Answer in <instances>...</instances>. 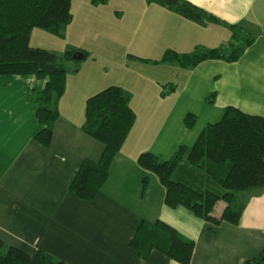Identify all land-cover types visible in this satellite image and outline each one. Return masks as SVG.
I'll list each match as a JSON object with an SVG mask.
<instances>
[{
    "label": "crops",
    "instance_id": "1",
    "mask_svg": "<svg viewBox=\"0 0 264 264\" xmlns=\"http://www.w3.org/2000/svg\"><path fill=\"white\" fill-rule=\"evenodd\" d=\"M186 1L229 25L257 30L255 43L235 63L209 60L193 70L173 63L145 65L140 60L159 62L168 51L219 49L232 32L214 23L199 25L148 0H73V22L60 39L64 51L58 44L49 51L63 54L75 48L89 57L79 73L67 76L49 148L34 142L42 126L31 99L33 91L44 90L46 80L0 76V239L6 247L27 254L42 250L66 264H180L158 251L141 260L130 247L143 221H163L195 242L190 264H249L264 250V189L246 195L239 225L223 223L211 230L190 211L169 209L164 186L138 164L145 153L168 161L181 147L191 149L228 107L264 118V0ZM97 40L101 47L112 42L125 48V61L156 72L149 76L131 72L127 64L118 66L121 83L115 86L131 95L136 122L105 186L87 202L69 189L81 164L98 162L104 151L83 131L86 102L102 91L101 75L109 68L93 67L97 59L85 46H96ZM212 95L214 102L208 103ZM189 115L196 120L191 128L185 124Z\"/></svg>",
    "mask_w": 264,
    "mask_h": 264
},
{
    "label": "trees",
    "instance_id": "2",
    "mask_svg": "<svg viewBox=\"0 0 264 264\" xmlns=\"http://www.w3.org/2000/svg\"><path fill=\"white\" fill-rule=\"evenodd\" d=\"M73 0H0V76H34L46 80L43 91H33L36 117L42 129L34 142L49 148L53 129L59 120V102L67 87V76L77 74L89 57L75 48L57 54L31 46V36L40 29L59 39L65 38L73 22ZM107 0H93L106 3ZM181 17L204 25L214 23L229 28L231 40L219 49L198 48L192 54L165 53L161 61L145 64L173 63L193 70L209 60L238 62L251 47L259 32L240 25H229L186 0H148ZM84 54L83 60L74 56ZM134 60L135 57H130ZM162 95H165L163 92ZM131 95L120 86H109L86 102L83 131L104 146L98 162L85 160L70 184V193L91 202L105 186L113 161L120 153L136 122L131 108ZM214 102V95L208 103ZM195 117L185 119L187 127L195 125ZM139 166L155 175L166 190L165 204L169 209L182 208L211 225V230L223 223L239 225L246 207V195L264 189V118L247 115L228 107L218 123L209 124L195 145L181 147L168 161L151 153L138 160ZM209 185L220 189V193ZM148 178L143 180V192ZM223 203L217 211L218 204ZM141 260L158 251L180 264H190L195 242L184 238L175 228L163 222L143 221L130 242ZM249 264H264V250ZM0 264H66L38 250L27 254L16 247H6L0 239Z\"/></svg>",
    "mask_w": 264,
    "mask_h": 264
},
{
    "label": "rangeland",
    "instance_id": "3",
    "mask_svg": "<svg viewBox=\"0 0 264 264\" xmlns=\"http://www.w3.org/2000/svg\"><path fill=\"white\" fill-rule=\"evenodd\" d=\"M256 31L257 30H254V32H256ZM42 34L43 35L47 34L46 38L47 39L51 38L53 40V44L48 42L47 39L43 38ZM102 37H104V36H102ZM93 38H95V37H93ZM58 39L59 38H57L53 35H50V34L44 32L40 29H35L33 31V34H32L31 46L32 47H38V48L45 49V50L49 51V50L53 49L54 46L56 47V44H58V46H62L61 40L60 39L58 40ZM96 42H97L96 46H93L91 44H90L91 46H85V45L84 46L87 47L88 49L91 48L93 55L97 59V62L93 64L94 68H96L98 66L101 67L103 64H107L109 67L108 71H106L105 75L104 76L101 75V77H103V80H104V82H103L104 88H102V90L109 87V86L120 85L121 82H119V80H118V78L121 77V75H122V69H121V67H118L120 64H127L128 66H131L132 68H130V71L134 72V73H136L137 71H143V73H146L147 75L150 76L151 74H153V72H156L155 70L152 72L151 67L145 66L146 64L141 65L140 63H136V62L125 61V58H126L125 48H122L120 46H110L112 44V42H107V44H105L103 47H101V45L99 44V41L97 40ZM60 50L64 51L63 46L60 48ZM60 54H62V53H60ZM108 56L113 57L111 60H109L110 62H106V60H108L107 59ZM114 71L116 73H114ZM99 92L100 91L96 92L95 94H97ZM222 206H223V203L222 202L219 203L217 211H219L222 208Z\"/></svg>",
    "mask_w": 264,
    "mask_h": 264
},
{
    "label": "water",
    "instance_id": "4",
    "mask_svg": "<svg viewBox=\"0 0 264 264\" xmlns=\"http://www.w3.org/2000/svg\"><path fill=\"white\" fill-rule=\"evenodd\" d=\"M75 60H83L84 59V54L83 53H79L78 55L74 56Z\"/></svg>",
    "mask_w": 264,
    "mask_h": 264
}]
</instances>
